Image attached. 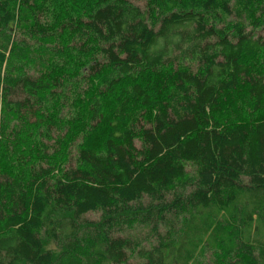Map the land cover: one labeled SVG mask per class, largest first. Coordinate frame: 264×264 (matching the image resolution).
I'll use <instances>...</instances> for the list:
<instances>
[{
  "label": "trees",
  "instance_id": "obj_1",
  "mask_svg": "<svg viewBox=\"0 0 264 264\" xmlns=\"http://www.w3.org/2000/svg\"><path fill=\"white\" fill-rule=\"evenodd\" d=\"M143 1L74 0L58 22L99 45L80 122L94 141L73 155L59 136L45 162L5 133L36 116L53 139L57 31L0 0V264H264V0ZM238 99L247 121L226 118Z\"/></svg>",
  "mask_w": 264,
  "mask_h": 264
},
{
  "label": "rangeland",
  "instance_id": "obj_2",
  "mask_svg": "<svg viewBox=\"0 0 264 264\" xmlns=\"http://www.w3.org/2000/svg\"><path fill=\"white\" fill-rule=\"evenodd\" d=\"M22 1L23 0H20V2ZM28 1L36 4L42 12L40 22L43 23L44 26H47L45 28L53 33L57 31L56 39L49 42L50 47L55 49V53L50 56V68L56 70L60 75L61 85L54 88L52 92L49 90L42 93L43 100L47 103L41 107V111L47 114H50L52 111H57L56 128L58 129L54 128L52 132L54 136L53 139H48L46 141L42 137V132L36 126L35 120L37 117L32 116L30 118H25L24 121L14 122L11 127L8 128L5 137L10 139L13 149L18 151V154L29 156L32 161L39 159L48 162V158L57 155L59 152L61 153L59 149V151H56L57 138L59 136H65V134L71 133L70 138H72V140H69L67 145L69 151L82 142L94 141V139H92V132L87 128L88 125H81L80 122L82 121L85 98L94 93V87L97 84V79H95L93 83L90 82L87 65L94 64L95 60H101V55L97 52L99 46L97 42L87 39L86 37L75 40V38H73L74 35H69L70 37L67 38L59 34V23L65 18L64 16L73 14V11L76 10L74 0ZM88 1L90 0H81L84 4H87ZM129 1L140 7H144L145 4L143 0ZM14 6L15 5L12 4V7ZM10 27V35L16 38L18 35L16 20L11 23ZM258 33L264 35V27L258 29ZM44 38L43 36L41 41L45 43L46 40H44ZM46 45L49 46L48 43ZM29 71L34 74L37 73L36 70L33 69H29ZM54 93H58L56 99L52 97ZM48 101L51 102L48 103ZM237 102L238 103H235V105H231L230 108L223 109L225 111L224 113H226V118H228V120L247 121V114L250 112L248 106L242 100L238 99ZM53 103H58V105L54 107ZM44 127L47 128L48 126ZM40 144L41 146L39 147ZM58 145L60 146L59 143ZM6 146V143L0 140V148H7ZM73 149L72 153L74 155L75 151H73ZM6 155L9 157L8 160L12 161L13 157L10 152H7ZM98 216L99 214L97 213H91L86 217L89 219H96ZM45 247L55 254L60 252V249L51 240H46Z\"/></svg>",
  "mask_w": 264,
  "mask_h": 264
}]
</instances>
